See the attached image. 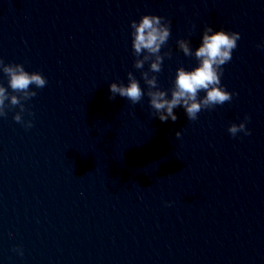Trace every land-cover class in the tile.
<instances>
[{
  "label": "clouds",
  "instance_id": "clouds-1",
  "mask_svg": "<svg viewBox=\"0 0 264 264\" xmlns=\"http://www.w3.org/2000/svg\"><path fill=\"white\" fill-rule=\"evenodd\" d=\"M196 25H192L195 30ZM130 36L132 54L135 57L133 68L140 71V79L146 88H142L140 80L132 71L127 73V84L123 81L112 82L109 85V99L117 95L125 98L132 105L140 104L145 96L148 97V106L152 109V117L161 122L171 120L175 122L178 117L174 109L182 107L189 121H196L204 110H214L232 101L236 93L229 92L221 83L224 65L232 60V53L238 46L241 34L223 29L214 30L212 26L203 28L201 43L193 50L188 39H178L176 45L186 57L196 60V66L186 69L180 66L176 69L172 86L162 89L158 82V74L162 71L165 58L171 59L169 49L162 53L171 37V20L158 15L145 14L139 20L130 22ZM256 47L264 50V41ZM147 70H143L145 65ZM0 72L7 77V87L0 84V118H6L12 109L19 110L13 115V120L25 129L33 127L32 119H24L26 113L29 117L35 114L25 107V102L37 96L33 89L44 88L48 81L39 71L29 72L23 64L5 63L0 58ZM9 89L11 91H9ZM205 93L203 96L200 93ZM170 94V98H169ZM250 121L248 115L240 123L229 124L227 131L230 136L237 137L243 133L251 135L246 127ZM176 138L181 137V131L175 133ZM14 251L23 255V249L16 247Z\"/></svg>",
  "mask_w": 264,
  "mask_h": 264
}]
</instances>
